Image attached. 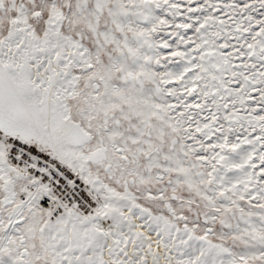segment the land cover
<instances>
[{
  "label": "snow or ice",
  "instance_id": "6c2138e0",
  "mask_svg": "<svg viewBox=\"0 0 264 264\" xmlns=\"http://www.w3.org/2000/svg\"><path fill=\"white\" fill-rule=\"evenodd\" d=\"M0 264H264V0H0Z\"/></svg>",
  "mask_w": 264,
  "mask_h": 264
}]
</instances>
